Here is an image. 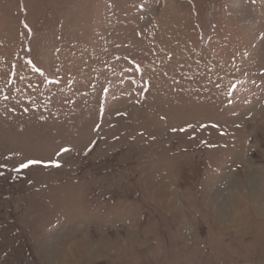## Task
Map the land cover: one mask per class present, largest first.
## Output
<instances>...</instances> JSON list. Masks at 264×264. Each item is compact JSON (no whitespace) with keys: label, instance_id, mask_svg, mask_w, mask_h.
<instances>
[{"label":"rangeland","instance_id":"374dc122","mask_svg":"<svg viewBox=\"0 0 264 264\" xmlns=\"http://www.w3.org/2000/svg\"><path fill=\"white\" fill-rule=\"evenodd\" d=\"M0 264H264V0H0Z\"/></svg>","mask_w":264,"mask_h":264},{"label":"snow or ice","instance_id":"6c2138e0","mask_svg":"<svg viewBox=\"0 0 264 264\" xmlns=\"http://www.w3.org/2000/svg\"><path fill=\"white\" fill-rule=\"evenodd\" d=\"M64 151H68V149H64ZM40 161H35V160H29L26 163H21L19 168L16 169V171H21V170H25L28 169L30 166L32 165H37L40 164ZM45 166H55V167H59V164H52V165H45Z\"/></svg>","mask_w":264,"mask_h":264}]
</instances>
